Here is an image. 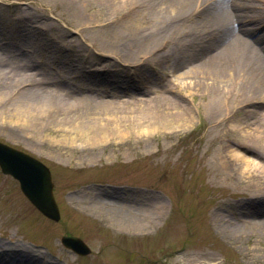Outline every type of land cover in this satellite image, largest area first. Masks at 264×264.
Listing matches in <instances>:
<instances>
[{
    "label": "rangeland",
    "instance_id": "obj_1",
    "mask_svg": "<svg viewBox=\"0 0 264 264\" xmlns=\"http://www.w3.org/2000/svg\"><path fill=\"white\" fill-rule=\"evenodd\" d=\"M154 9L147 0H0V65L29 84L20 92L43 82L70 85L73 94L96 102L164 103L175 96L193 114L170 134L171 121L162 117V133L157 127L141 139L132 132L94 151H75L48 146L57 127L16 126L15 95L2 97L0 141L51 168L61 218L34 208L0 169V243L33 247L48 264H264V133L245 144L232 129L263 126L264 101L245 104L240 97L242 105L233 107L230 97L231 117L223 119L210 96L201 99L194 75L178 80L181 66L172 62L184 55L183 46L170 58L159 57V42L125 47L135 30L153 29ZM185 81L192 89L175 93ZM63 235L80 237L91 253L65 247Z\"/></svg>",
    "mask_w": 264,
    "mask_h": 264
},
{
    "label": "bare ground",
    "instance_id": "obj_2",
    "mask_svg": "<svg viewBox=\"0 0 264 264\" xmlns=\"http://www.w3.org/2000/svg\"><path fill=\"white\" fill-rule=\"evenodd\" d=\"M147 1L155 7L157 20L151 26L153 29L146 31L150 28L145 26L140 27L142 31L135 30L126 40L131 43H125V47L138 48L150 41V44L159 42L156 48L159 57L170 58L168 53H172L173 48L183 46L184 55L179 61L170 60L173 66H181L175 70L178 80L194 75L197 87H200L198 92L201 99L206 101L210 96V101L223 110V119L231 117L232 109L228 108L230 97L233 107L241 104L237 101L240 97L245 104L264 101V0ZM145 45L148 47V44ZM6 74L0 65V85L3 86L0 87L3 88L0 89V99L9 94L15 95L11 112L15 113L17 119L12 122L18 127H29L38 132L57 127V130H53L55 134L46 140L50 148L57 143L59 147L68 145L75 151H94L111 144L109 141L115 136L124 138L135 132L144 139L152 132L155 134L157 127L161 128L158 132L162 133L163 128L158 125L162 117L165 121H171L165 128L167 134L173 133L176 128L188 126L193 120L192 110L185 104L183 106L175 96L164 99L167 106L153 98L134 101L104 99L96 102L73 94L70 85L48 87L41 82L38 86L30 84L31 87L20 92L25 81ZM190 82L185 81L184 87L179 84L175 93L181 95L182 89L191 90ZM13 87L15 92H11ZM86 102L90 106L88 111L85 110ZM78 112L83 116L88 113L100 115L79 120V116H75ZM3 116L0 113V119ZM170 117H174L173 120ZM232 129L239 131L242 135L240 142L245 144L259 140L264 133V125L232 126ZM214 151L221 153L217 149ZM247 162L248 168L255 167ZM253 163L258 164L257 161ZM110 202L115 203L109 200L110 205ZM2 255V261L6 264H48V259L39 250L17 243H0Z\"/></svg>",
    "mask_w": 264,
    "mask_h": 264
},
{
    "label": "water",
    "instance_id": "obj_3",
    "mask_svg": "<svg viewBox=\"0 0 264 264\" xmlns=\"http://www.w3.org/2000/svg\"><path fill=\"white\" fill-rule=\"evenodd\" d=\"M0 165L5 173H11L19 179L24 193L41 211L49 217L59 219L52 176L47 166L33 156L1 141ZM62 241L80 254H88L91 251L80 238L64 237Z\"/></svg>",
    "mask_w": 264,
    "mask_h": 264
}]
</instances>
